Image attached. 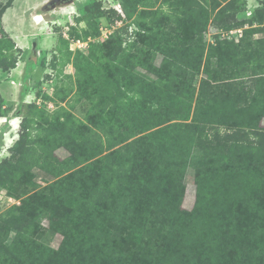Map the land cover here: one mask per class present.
I'll list each match as a JSON object with an SVG mask.
<instances>
[{
    "label": "trees",
    "instance_id": "16d2710c",
    "mask_svg": "<svg viewBox=\"0 0 264 264\" xmlns=\"http://www.w3.org/2000/svg\"><path fill=\"white\" fill-rule=\"evenodd\" d=\"M118 2L123 15L97 8L76 18L87 28L69 32L97 37V17L123 22L114 36L128 49L112 64L106 99L86 111V122L64 106L40 116L34 141L23 119L10 158L0 162V188L21 200L0 216L14 231L6 245L0 235V264H264V5L244 27L235 16L246 0H161L167 9L157 0ZM11 3L0 10L3 72L20 53L2 24ZM208 21L224 32L244 27L242 36L205 45ZM132 23L138 28L129 31ZM83 57L78 52L76 73ZM2 104L0 95V117ZM60 147L69 152L64 159L55 154ZM194 148L203 156L194 206L185 211L171 197L182 195ZM34 165L56 180L29 193L23 184ZM43 216L64 235L58 249L39 241ZM160 228L165 246L153 239Z\"/></svg>",
    "mask_w": 264,
    "mask_h": 264
},
{
    "label": "rangeland",
    "instance_id": "374dc122",
    "mask_svg": "<svg viewBox=\"0 0 264 264\" xmlns=\"http://www.w3.org/2000/svg\"><path fill=\"white\" fill-rule=\"evenodd\" d=\"M10 2L11 0H0V10ZM49 2L50 0H12L10 6L12 8L8 7L2 15L4 29L9 32L8 34H12L16 46L21 48L20 53L17 54L16 67L18 65L21 66L22 73L18 76H9L11 70L9 72L0 70V79L11 82L13 77L12 81L14 79L18 88L17 95L20 94L22 96L23 78H25L24 69H26L28 72L25 79L32 86V91L34 92L35 90L41 99L40 101L38 100L39 103H32L26 106L20 100L5 99L0 92L4 107V116L0 117V162L5 158H10L9 148L22 131L21 123L23 119L26 120L28 126L29 141H34L40 133L36 120L41 119L40 116L46 117L47 114H51L59 106H64L77 119L85 121L86 111L97 100L100 103L106 99L107 96L106 94L104 95L103 89L112 79V64L122 56L124 50L128 49L125 42L120 43L114 36V30L123 25L122 21H116L115 24L109 25L105 17H97L95 22L100 31L99 36L74 39L69 35V32L73 29L81 33L82 29L87 28L84 21H77L76 18L97 8H114L123 15L118 0H61L56 2L55 6H51ZM238 2H241V0H237ZM246 3V7L237 12L235 16L236 20H246L244 27L252 24L253 16L256 15L255 10L264 5V0H246ZM159 5H161V8L167 9L166 5L161 4V0H157L155 7ZM13 13L18 17V21L14 22ZM145 20L149 21V18ZM10 24L13 28L7 29ZM244 27L232 29V34L228 36L218 25L208 21L202 32V41L206 45L213 43L216 37H219L237 42L242 36ZM137 28L132 23L128 29L130 31ZM260 36L261 34L255 35V37ZM20 38L23 40H20ZM132 38L130 37L129 40ZM62 39L69 42L67 48L62 44ZM74 42L76 43L74 44ZM78 52H81L84 57L77 61L80 63L81 69L80 72L76 73L74 62L77 60ZM44 55H46V66L47 64L50 65L51 62L56 65L55 72L47 68L43 70V66H45L42 63ZM161 60L162 55L158 53L155 58V64L157 66L160 65ZM35 64H37V68L33 71L32 66ZM43 72L52 74V81L47 82L45 78L43 79L41 76ZM134 72H141L150 77V74L139 66L134 68ZM151 77L153 78L152 75ZM62 91L65 92L62 93ZM97 93L100 95V100ZM45 95L53 97L55 102L43 101ZM60 97H63V99H60ZM32 106L35 107L33 108ZM261 124L264 126V118ZM89 125L98 133L101 132L95 121L89 123ZM55 154L60 159H64L69 155V152L65 148L60 147L55 150ZM202 156L201 148L193 149L182 184L183 191L180 193L182 195L180 197V195L174 194L171 197V203L178 202V207L182 210L191 211L194 206L196 195L195 172ZM29 173L31 174L29 183L23 184L28 188L29 193L41 190L56 180L55 177L42 171L38 165L31 166ZM22 188L23 186L20 185L19 189ZM170 196L168 195L169 199ZM20 202V199L9 195L4 188H0V216L4 215V212L10 206L13 204L19 205ZM163 220L170 219L165 217ZM39 221L40 229H42V237L39 238V241L50 248L58 249L64 237L63 233L50 227L46 216L40 218ZM72 230L77 235H80L79 230L77 232L75 226ZM0 235L6 245L12 241L14 231H9L8 227L0 221ZM166 238H168V233L164 234L160 228L153 239L160 241L165 246L168 243Z\"/></svg>",
    "mask_w": 264,
    "mask_h": 264
},
{
    "label": "crops",
    "instance_id": "0c3cea01",
    "mask_svg": "<svg viewBox=\"0 0 264 264\" xmlns=\"http://www.w3.org/2000/svg\"><path fill=\"white\" fill-rule=\"evenodd\" d=\"M10 8H12V7H10ZM5 31L7 33H9L7 30H5ZM9 35H10L11 38L13 37L12 34H9ZM12 39H14V38H12ZM20 40H23V39L20 38ZM13 41L15 42V40H13ZM19 49H21V48H19ZM36 68H37V64H35L34 66H32V70L33 71ZM45 68L52 69L53 72L56 71V68L55 67H52L51 65H48V64H47V67H45ZM27 72L28 71L26 69H24L25 78H26ZM21 73H22L21 66L18 65V67L15 66L13 69H11V71L9 73V76L10 75H13V76H16L17 75L18 76ZM48 75H49V77H45L46 76V73L43 72L41 74L42 77H45V80H47V82H50V81H52V74H48ZM9 76H8V78H9ZM12 78H11V82L10 81L7 82V81H4V80L0 79L1 80V82H0V92H1L2 96L5 99H9V100H12V101H15V100L18 101V100H20L21 103L22 104H25L26 106L27 105H30L32 103H39V101L41 99L40 96H38V94L36 93L35 90H34V92L32 91L33 90L32 86L29 83H27L28 81H26L25 78H23L24 79V81H23V92H24V94L22 96H20V94L17 95V90H18L17 84H15L14 79L12 81ZM25 85H26V88H25Z\"/></svg>",
    "mask_w": 264,
    "mask_h": 264
},
{
    "label": "bare ground",
    "instance_id": "6f19581e",
    "mask_svg": "<svg viewBox=\"0 0 264 264\" xmlns=\"http://www.w3.org/2000/svg\"><path fill=\"white\" fill-rule=\"evenodd\" d=\"M14 15H13V18H14V22L15 21H18V17L15 15V13H13ZM6 23H7V21H6ZM9 23V22H8ZM10 28H13V26L10 24V27H8L7 29H10Z\"/></svg>",
    "mask_w": 264,
    "mask_h": 264
},
{
    "label": "water",
    "instance_id": "95a60500",
    "mask_svg": "<svg viewBox=\"0 0 264 264\" xmlns=\"http://www.w3.org/2000/svg\"><path fill=\"white\" fill-rule=\"evenodd\" d=\"M59 1L61 0H50L49 4H51V6H55V3Z\"/></svg>",
    "mask_w": 264,
    "mask_h": 264
},
{
    "label": "built area",
    "instance_id": "2783aa9c",
    "mask_svg": "<svg viewBox=\"0 0 264 264\" xmlns=\"http://www.w3.org/2000/svg\"><path fill=\"white\" fill-rule=\"evenodd\" d=\"M131 31V30H130ZM226 34L229 36L230 34H232V30H230V31H228V32H226ZM76 42H74V44H75ZM44 78V77H43Z\"/></svg>",
    "mask_w": 264,
    "mask_h": 264
}]
</instances>
